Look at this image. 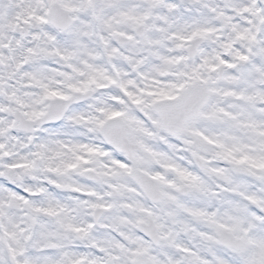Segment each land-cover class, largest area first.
<instances>
[{
    "label": "snow or ice",
    "instance_id": "6c2138e0",
    "mask_svg": "<svg viewBox=\"0 0 264 264\" xmlns=\"http://www.w3.org/2000/svg\"><path fill=\"white\" fill-rule=\"evenodd\" d=\"M0 264H264V0H0Z\"/></svg>",
    "mask_w": 264,
    "mask_h": 264
}]
</instances>
